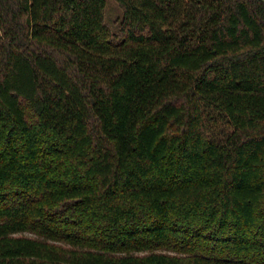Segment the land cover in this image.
Instances as JSON below:
<instances>
[{
  "label": "trees",
  "instance_id": "1",
  "mask_svg": "<svg viewBox=\"0 0 264 264\" xmlns=\"http://www.w3.org/2000/svg\"><path fill=\"white\" fill-rule=\"evenodd\" d=\"M0 0V264H264V0Z\"/></svg>",
  "mask_w": 264,
  "mask_h": 264
},
{
  "label": "rangeland",
  "instance_id": "2",
  "mask_svg": "<svg viewBox=\"0 0 264 264\" xmlns=\"http://www.w3.org/2000/svg\"><path fill=\"white\" fill-rule=\"evenodd\" d=\"M122 9L116 0H105L104 21L112 33H119Z\"/></svg>",
  "mask_w": 264,
  "mask_h": 264
}]
</instances>
